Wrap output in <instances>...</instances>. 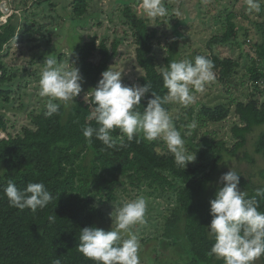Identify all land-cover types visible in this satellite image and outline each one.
<instances>
[{
  "label": "trees",
  "instance_id": "1",
  "mask_svg": "<svg viewBox=\"0 0 264 264\" xmlns=\"http://www.w3.org/2000/svg\"><path fill=\"white\" fill-rule=\"evenodd\" d=\"M88 5L87 0H73L71 16L74 19L85 18ZM122 16L130 30L136 65L142 71L139 85L144 86L148 82L151 90L163 97L167 90L163 87V78L153 53L154 32L148 21L139 16L130 4L124 6ZM17 17L14 15L0 28V88L15 79L8 73L3 58L7 57L8 48L18 34ZM226 19L224 32L213 37L210 44H239L235 16L231 14ZM122 44L121 39L108 44L104 38L72 47L76 67L89 96L83 99L78 95L68 112L61 106L57 114L49 117L44 114L45 109L32 116L30 127L12 136L7 133L5 113L0 111V132L7 133L6 138L0 139V264H54L57 259L60 264H96L77 250L79 234L82 228L88 226L111 230V227L102 224V212L95 201L100 204L116 201L119 183L124 184L122 178L127 179L129 186L135 190L142 185L147 186L151 189L149 195L154 191L162 195L166 187L174 191L175 205L166 219L160 242L164 250L178 248L177 252L187 258L186 264H225L222 258L209 255L214 243V237L207 229L212 220L209 201L222 187L216 185V174L223 156H236L246 147L252 132L264 126V101L252 96L246 101L235 102L233 113L236 122L230 130L231 147H227L223 140L207 136L196 142L194 135L186 137L184 132L181 133L188 149L199 159L207 153L215 156L213 168L209 171L202 164L190 162L184 169L178 167L173 154L163 147L159 139L148 142L138 135L129 142L123 136V146L118 139L114 148H107L95 135L89 142L83 136V129L87 126L99 127L94 119H88L95 107L93 89L102 78L101 73L108 70L118 55ZM254 45L255 66L250 69L249 79L257 85L264 82V45ZM177 48V42L168 48L165 68L172 61L183 60ZM196 56H205L213 62V71L221 84L230 83L239 67L234 59L215 54L193 52L184 59L194 62ZM125 85L133 86L129 83ZM0 97L7 99L8 93L0 90ZM150 98L151 92L142 98L141 105L135 110L143 112ZM163 106L169 111L170 103ZM230 107L229 103L203 106L198 112V120L204 125L224 122L231 115ZM174 124L180 129L176 122ZM112 136L116 139L122 134L115 129ZM253 152L264 159V131L256 139ZM248 161L255 162L253 158H248ZM260 177L264 181V170ZM239 179L246 188L247 198L255 197L258 211L264 213V196H256V190L264 188V185L256 187ZM9 180L21 191L30 183H43L53 196L52 203L35 213L30 209L21 211L12 207L4 192ZM53 215L56 218L51 222L49 216ZM261 262L264 264V256H261Z\"/></svg>",
  "mask_w": 264,
  "mask_h": 264
},
{
  "label": "rangeland",
  "instance_id": "2",
  "mask_svg": "<svg viewBox=\"0 0 264 264\" xmlns=\"http://www.w3.org/2000/svg\"><path fill=\"white\" fill-rule=\"evenodd\" d=\"M10 2L11 7L19 12L17 15L19 27L16 39L8 48L7 57L3 58V62L8 73L14 75L15 79L0 88L1 91L8 93L7 99L0 97V111L5 113L7 133L12 136L30 127L32 116L46 109L48 98L39 95V79L45 60L55 57L58 62L75 61L76 67V57L72 52V47L76 44L104 38L110 44L113 40L121 39L123 44L109 67L122 73L123 84L140 86L138 78L142 71L136 65L130 30L122 16L126 4H130L139 16L148 21L151 31L155 34L153 53L159 71L165 68L168 48L175 42L178 43V55L182 57L181 59L193 52H199L204 55L229 57L239 63L230 83L221 84L215 76L214 81L205 85L203 92L193 90L194 101L189 106L170 102L168 113L173 123L176 122L177 127L180 126L177 130L184 132L186 137L194 135L196 142H199L203 136H207L223 140L227 147H231L230 130L236 122L233 113L235 102L246 101L252 96L261 102L264 101V82L255 85L249 79L250 69L255 66L254 44L264 45V2L261 3L259 13H250L245 0H163L167 15L154 19L143 14L141 0H87L88 13L82 19H74L71 16L73 0H10ZM231 14L235 16L239 44L232 46L210 44L213 37L224 32L226 18ZM86 88L83 79L82 91L79 94L83 99L89 96L85 92ZM228 103L231 104L232 112L226 121L204 125L198 120L201 107ZM72 104L68 108L63 107L65 112H68ZM262 131L264 126L257 127L248 137L246 147L236 156H223L218 164L216 185L223 186L220 178L230 169L240 175L242 183L248 182L256 187L264 185L260 177L264 170V159L253 152V145ZM6 134L0 132V139L6 138ZM160 141L163 147L168 149L166 143ZM185 147L190 154H195L186 144ZM214 158L211 153H207L203 159L196 155L195 161L190 163L202 164L204 169L209 171L213 168ZM248 158H253L254 164L249 163ZM122 179L124 184L119 183L116 201L103 204L95 201V205L102 212V224L115 228L116 209L128 201L143 197L147 203L146 223L137 224L132 229L139 237L140 264H186L187 258L177 252L178 248L164 250L160 243L166 219L170 217L171 208L175 205L174 191L166 187L162 195L155 191L149 195L151 189L147 186L142 185L140 189L135 190L129 186L127 179ZM173 182L180 184L178 181ZM243 186L239 184L240 190L246 191ZM255 264H262L261 257Z\"/></svg>",
  "mask_w": 264,
  "mask_h": 264
},
{
  "label": "clouds",
  "instance_id": "3",
  "mask_svg": "<svg viewBox=\"0 0 264 264\" xmlns=\"http://www.w3.org/2000/svg\"><path fill=\"white\" fill-rule=\"evenodd\" d=\"M262 2L264 0H245L248 12L259 13ZM140 7L149 18L167 15L163 0H141ZM43 64L39 95L48 98L44 114L51 117L59 112L61 105L68 108L74 103V98L82 91L83 77L75 67V61L58 62L55 57H49ZM213 68V62L205 56H196L194 62L190 59L172 61L160 70L163 87L167 90L161 97L151 90L148 82L144 86L123 84L122 73L109 67L101 73L102 78L92 92L95 107L88 119H94L99 127H85L83 136L91 142L95 135L107 148H114L118 139L123 146V136L131 142L142 133L148 142L163 140L173 154L175 164L184 169L187 163L195 161L196 155L188 152L181 132L163 105L178 102L189 106L194 101L193 90L203 92L205 85L215 80ZM149 92L152 98L148 99L143 112L135 110ZM115 129L122 134L116 139L112 136ZM239 177L232 169L223 174L220 178L223 186L209 201L212 220L207 229L214 237L209 255L222 258L225 264H255L264 256V213L258 211L255 197L247 198V193L240 190ZM4 192L9 204L21 211L30 209L35 213L53 201L43 183H30L21 191L9 180ZM256 196H264V188L257 189ZM146 211L147 203L143 197L124 203L116 209L114 229L82 228L77 250L96 264H140L139 237L132 229L146 223ZM55 218V215L49 216V221L54 222ZM54 264H60V260Z\"/></svg>",
  "mask_w": 264,
  "mask_h": 264
},
{
  "label": "built area",
  "instance_id": "4",
  "mask_svg": "<svg viewBox=\"0 0 264 264\" xmlns=\"http://www.w3.org/2000/svg\"><path fill=\"white\" fill-rule=\"evenodd\" d=\"M14 15H19V12L11 7L10 0H0V28L5 26Z\"/></svg>",
  "mask_w": 264,
  "mask_h": 264
}]
</instances>
